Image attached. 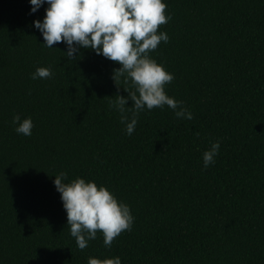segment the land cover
I'll return each mask as SVG.
<instances>
[{
  "label": "trees",
  "instance_id": "obj_1",
  "mask_svg": "<svg viewBox=\"0 0 264 264\" xmlns=\"http://www.w3.org/2000/svg\"><path fill=\"white\" fill-rule=\"evenodd\" d=\"M164 2L171 20L158 32L169 41L149 55L194 118L145 108L129 136L110 103L135 91L114 80L121 65L90 48L70 60L64 43L45 47L33 21L47 5L30 14L29 0H0V264H264V0ZM40 67L52 78L33 80ZM17 114L31 117V136L15 132ZM60 173L108 188L130 206L131 230L111 248L98 230L79 249Z\"/></svg>",
  "mask_w": 264,
  "mask_h": 264
},
{
  "label": "clouds",
  "instance_id": "obj_2",
  "mask_svg": "<svg viewBox=\"0 0 264 264\" xmlns=\"http://www.w3.org/2000/svg\"><path fill=\"white\" fill-rule=\"evenodd\" d=\"M30 14L45 8L43 20H34L33 26L43 37L44 46L54 48V44L64 43L66 56L74 59L81 48L92 49L97 55L118 62L121 67L114 72L116 77L131 81L135 91H127L128 96H118L110 102L120 113L121 123L126 125V134L131 136L137 125L138 115L145 110L164 108L167 105L177 118L192 120L193 113L183 106L182 101L167 95L165 86L174 79V74L166 71L149 55L161 42L167 43L166 32H158L160 25L171 20L166 15L164 0H29ZM50 68L40 67L31 78L50 79ZM138 93V95H137ZM132 107H126L128 100ZM134 109L131 119L126 115ZM12 124L15 132L31 136L34 123L31 117L21 120L14 115ZM219 141L211 144L203 153V166L207 169L215 163L219 154ZM67 173H60L53 181L63 207L67 213V225L79 249L84 250L89 241L95 240L101 231L103 244L111 248L115 238L122 232L130 231L134 216L130 206L117 200L115 195L95 181L76 178L65 183ZM88 264H122L120 257L101 261L89 258Z\"/></svg>",
  "mask_w": 264,
  "mask_h": 264
}]
</instances>
